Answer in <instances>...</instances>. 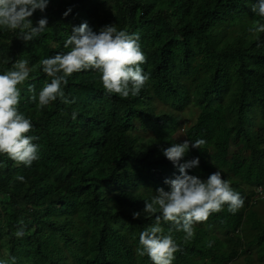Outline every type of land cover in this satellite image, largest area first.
Wrapping results in <instances>:
<instances>
[{"label":"trees","instance_id":"trees-1","mask_svg":"<svg viewBox=\"0 0 264 264\" xmlns=\"http://www.w3.org/2000/svg\"><path fill=\"white\" fill-rule=\"evenodd\" d=\"M256 3L49 0L43 13L30 17L34 27L41 18L48 21L33 40L0 29V74L16 60L28 61L18 110L31 120L27 135L39 149L31 166L0 154V260L152 264L136 248L155 216L133 219L132 213L142 212L158 188L169 191L164 180L180 174L162 149L202 139L201 150L190 147L180 164L198 157L188 174L206 179L219 171L244 204L235 214L225 205L194 225L188 241L161 221L179 246L173 264H228L238 254L242 264H264V216L251 201L253 188L264 186V33L249 31L264 23L251 11ZM83 22L96 32L113 24L138 35L148 81L139 95L121 98L106 93L99 73L87 69L62 86L74 103L58 98L37 108L31 97L51 82L40 60L70 51L65 41ZM187 111L195 117L184 118Z\"/></svg>","mask_w":264,"mask_h":264},{"label":"clouds","instance_id":"clouds-1","mask_svg":"<svg viewBox=\"0 0 264 264\" xmlns=\"http://www.w3.org/2000/svg\"><path fill=\"white\" fill-rule=\"evenodd\" d=\"M48 4L49 0H0V29L19 30L17 38L25 42L33 40L45 31L48 21L46 17L41 18L34 27L30 17L37 10L43 13ZM70 11L68 9L64 15L67 16ZM251 11L264 21V0H257ZM249 31L253 34L264 33V23L255 22ZM64 47L70 48V51L39 62L43 73L51 77V82L43 85L38 97L35 94L31 97L33 101L38 100L39 109L58 98L65 104L74 103V100L65 96L62 86L67 85V78L73 73L83 70L93 69L98 72L106 93L121 98L139 95L149 79L141 67L146 57L141 50L138 35L118 30L113 24L101 27L98 32L93 31L87 22L74 26ZM29 74L28 61L24 59L16 60L9 70L0 74V154L25 166H31L39 159L38 146L32 142L36 138L27 135L33 128L32 122L18 110L21 99L18 86L28 79ZM29 91H34V87H30ZM76 116L77 113L73 112L72 119H76ZM204 143L202 139L191 144L185 140L162 149L163 155L179 167L180 174L174 179L164 180L170 186L169 191L158 188L150 201H144L142 212L132 213L133 219H140L142 215L146 219L155 216V223L139 234V245L136 248L137 255H147L152 264H173L174 253L179 251L172 229L165 234L160 226L161 221L173 224L177 231L184 233L183 239L188 241L194 237V225L206 222L210 215L221 212L225 205L232 214L243 207L244 198L219 171L201 179L187 172V169L199 165L198 157L180 164L190 147L201 150ZM16 179L23 182L25 178L18 175ZM263 199L264 186L253 188L251 201L259 204ZM23 227L21 220L20 229L15 232L16 237L24 235ZM208 246L211 247L212 242ZM241 257L238 254L228 264H242ZM0 264H15V257L0 260Z\"/></svg>","mask_w":264,"mask_h":264},{"label":"rangeland","instance_id":"rangeland-1","mask_svg":"<svg viewBox=\"0 0 264 264\" xmlns=\"http://www.w3.org/2000/svg\"><path fill=\"white\" fill-rule=\"evenodd\" d=\"M191 115H193V116H191ZM183 117L189 120V119H192V118L195 117V113L192 112V111H187V112L184 113ZM261 201L262 202L258 201L260 203L257 205L256 211L258 212V214L260 216H264V199L261 200Z\"/></svg>","mask_w":264,"mask_h":264}]
</instances>
